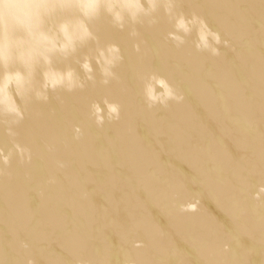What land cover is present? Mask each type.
Instances as JSON below:
<instances>
[{"label":"water","instance_id":"water-1","mask_svg":"<svg viewBox=\"0 0 264 264\" xmlns=\"http://www.w3.org/2000/svg\"><path fill=\"white\" fill-rule=\"evenodd\" d=\"M181 10L198 11L232 49L213 58L174 48L161 10L156 27L136 26L146 43L137 55L129 30L102 17L93 30L120 46L121 81L33 103L16 129L33 163L14 160L0 177V264H264V202L253 199L264 183V0H181ZM151 72L184 102L147 109L138 78ZM105 97L121 103L122 119L97 128L89 107ZM197 200V213L180 210Z\"/></svg>","mask_w":264,"mask_h":264},{"label":"clouds","instance_id":"clouds-1","mask_svg":"<svg viewBox=\"0 0 264 264\" xmlns=\"http://www.w3.org/2000/svg\"><path fill=\"white\" fill-rule=\"evenodd\" d=\"M161 10L170 26L164 39L174 48L191 46L213 58L221 57V46L232 49L231 41L223 39L198 11H182L181 0H0V124L11 143V147L0 148V177L10 176L8 169L14 160L23 166L33 163L32 148L18 141L16 131L28 119L33 103L47 104L49 94L56 93L62 104L60 93L83 92L97 84L107 88L113 81H121L116 69L124 62L122 50L117 44H101L94 25L107 17L112 27L129 30V36L137 41L133 50L141 55L146 43L136 26L156 27L162 19ZM83 49L87 52L81 56ZM70 61L79 65L83 76ZM61 64L63 67L58 66ZM138 79L143 103L149 110L168 109L185 100L163 75L151 72ZM122 111L121 103L105 97L91 103L89 118L97 128H103L119 122ZM83 136L84 129L75 125L73 139L79 141ZM44 147L48 152L56 151L54 143ZM56 166L64 169L67 164L57 160ZM55 183V177L46 180L48 185ZM253 199L264 202V183L257 187ZM199 208V200L180 206L184 213H197ZM134 247L143 248V241H136ZM224 251H230L228 244ZM27 264L37 262L30 258Z\"/></svg>","mask_w":264,"mask_h":264},{"label":"bare ground","instance_id":"bare-ground-1","mask_svg":"<svg viewBox=\"0 0 264 264\" xmlns=\"http://www.w3.org/2000/svg\"><path fill=\"white\" fill-rule=\"evenodd\" d=\"M136 113H137V112L135 111V112H134V113H132V114H134V115H135V120H136V122H137V121H139V120H140V119H139V118H140V116H138Z\"/></svg>","mask_w":264,"mask_h":264}]
</instances>
